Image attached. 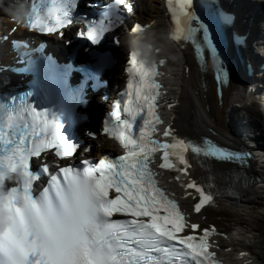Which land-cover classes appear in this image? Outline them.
<instances>
[{
	"label": "snow or ice",
	"instance_id": "snow-or-ice-1",
	"mask_svg": "<svg viewBox=\"0 0 264 264\" xmlns=\"http://www.w3.org/2000/svg\"><path fill=\"white\" fill-rule=\"evenodd\" d=\"M112 2L117 8L123 6L132 11L125 0ZM77 6L78 0H49L39 20L41 30L51 32L63 27ZM168 6L175 23L173 39L192 38L202 29L203 40L210 45L209 27L196 15L194 0H175V4L168 0ZM84 22L86 31L78 35L93 44L99 43L111 27L103 20L85 18ZM141 30L140 24L133 28V31ZM125 71L128 91L122 105L124 117L121 118L119 110L110 111L103 126V132L125 148L123 155L115 159L105 157L98 163L83 160L79 167L62 166L55 172H50L48 163H42L37 166L39 171L33 172L30 162L34 163L47 150L54 149L56 157L70 158L78 145L61 131L62 125L54 115L37 110L23 96L19 103H15L17 97H12L11 103L5 100L0 105V179H4V170L19 172L23 177L19 183L5 180L9 186L6 206L14 214V224L0 233V264H218L215 254L208 250L209 229L205 228L199 237L179 234L186 220L177 202L157 187L149 167L150 157L158 149L163 152L161 168L177 167L172 157L181 165L187 164L183 152L188 145L184 141L173 139L169 144L153 139L156 125L161 123L155 110L159 95V84L154 80L156 65L131 51ZM163 135L169 137L170 129H164ZM192 151L221 157L232 152L224 148L202 150L198 147H193ZM178 171L184 172L185 168L180 167ZM42 173L47 176V186L34 192V182H38ZM78 175L87 176L92 184L97 203L92 208L91 219L76 230L71 247L47 245L31 225L39 222L43 227L47 223L46 218H40L41 206L47 205L55 212L69 179ZM187 187H195L199 192V201L194 204L199 212L212 197L198 185L188 183ZM110 189H114V198L109 197ZM114 213L128 214L131 219H110ZM190 227L195 230L199 226L192 223Z\"/></svg>",
	"mask_w": 264,
	"mask_h": 264
},
{
	"label": "bare ground",
	"instance_id": "bare-ground-1",
	"mask_svg": "<svg viewBox=\"0 0 264 264\" xmlns=\"http://www.w3.org/2000/svg\"><path fill=\"white\" fill-rule=\"evenodd\" d=\"M143 1L144 2H146V1L157 2V4H159V5L161 3V0H143ZM242 1L248 3L252 13H258L257 10H255L256 6L252 5V0H249V2H247L246 0H242ZM243 2L242 3L237 2V5H239V8L242 12L244 11V9H246V10L249 9V8H246L247 4H245ZM25 3H26V0H19V3H17L15 6L17 11L23 10L25 8ZM155 7L158 8V5H156ZM148 13H149V18H148L149 21H153L155 24L156 23V15L152 12H148ZM240 19L244 22L249 23L248 25L250 28V33H251V35L254 36L256 26H257L256 23L253 21V25H252L251 19H249V17L246 14L241 16ZM262 38L263 39L261 41H263V43H264V36H262ZM259 41H260V39H257L254 41L257 43V44L255 43L256 46L262 45V44H260ZM90 46H93V44L90 43ZM164 52L170 58L171 77H170L169 85L175 87V92L172 95H168V96H169V98H172L173 101L176 100L177 96H179L180 99H183L185 101L184 109L177 116V119H178L177 120V126H178L179 130L182 132V134H187L189 136L195 137V135H196L195 133L199 129H201L202 132H206L209 128H213V129L217 130L218 135H219V130L228 131L227 125L224 122V118H227L229 123H231V120L233 122H235V120H238L239 107L235 106V102H238L241 99H245V95H244L242 87L238 86L236 83H233V82L230 83V86H228L225 89V93H227V99H226L225 105L223 106V109L220 110L215 106V104L212 100V96H211L208 89L205 90L202 85L200 86V88H195L196 87V84H195L196 81L201 79L202 75H204V78L206 79L207 75L210 76V73L201 74L198 71V69L196 68L193 59H190L185 54L184 50H181V51L176 52L174 54H169L167 50H164ZM261 53H263V52L261 51ZM261 55H262V57L264 56V54H261ZM185 64L189 68H186V69L183 68V66ZM256 66H257V63H254V67H256ZM105 68H107V65H105ZM261 73L264 74V63H263V72H261ZM106 83H107V76L105 74L103 77V85H105ZM100 86H102V85H99V88H100ZM192 89H194V92H191ZM75 90L77 91V89H75ZM257 90H258V88H257ZM171 92H172V89H170L169 93H171ZM214 101H216V99ZM207 105L209 106V108H207ZM242 122H243L244 126L247 127L246 124H251L254 122V120L246 118L245 119L246 124L244 123L243 120H242ZM254 124H255V122H254ZM254 127H255V125H248V128L251 130ZM170 141L171 140H169V142ZM260 141L261 140L258 138L257 143L259 144ZM262 151L264 152V149ZM263 152L261 155L262 164L261 165L259 164V160L258 161H252L250 168L248 167V169H247L248 173H252V172L256 173L257 172L256 176L260 178V180H257V181H259V185H261L262 182H263L262 185H264V173L261 172V170L259 169L260 167L264 168V153ZM218 167L219 168L216 170V173H213V170L211 171V174H213V178L218 180V182L220 184H223V183L227 184L228 180L226 179V177L228 176V174L226 173V171H227L228 167L223 163L218 164ZM200 175L204 176L207 180L209 179L208 173H200ZM256 184L257 185H254L252 187H250V186L241 187L239 182L236 183L237 188L241 192V196H240L241 200L248 202L249 200H251L253 198V196H256L257 191H258V187H257L258 183H256ZM174 190L175 191L180 190V188L175 186ZM230 201L232 202L235 200H230ZM183 204L185 206V209L189 212V218H195L196 222L200 221L203 224L207 223L208 221H211L210 217L208 215H205V213H207V212H205L206 210L203 211L199 215L193 214L194 207L192 205H190L189 199H184ZM238 206H241V205H238ZM186 218H187V214H186ZM225 233H227L226 235H227L228 241L222 239V237H221V235H223ZM212 239L215 241V244L217 247L216 248L217 252L223 257H226V256L233 257V255H236L237 253H239L240 251L245 249V247H243L242 249L237 250V252L233 253V251H235V248H234L235 242L234 241H236V243L238 245H242V239L238 238L235 234V230L233 233V228L229 229L228 226L223 228V226L221 225L220 226V232L218 231V233H216V235L213 236ZM231 246H233V247L230 248ZM242 257L244 258V262L248 263L247 255L245 253H243ZM236 263H238V261H235L231 264H236Z\"/></svg>",
	"mask_w": 264,
	"mask_h": 264
},
{
	"label": "clouds",
	"instance_id": "clouds-1",
	"mask_svg": "<svg viewBox=\"0 0 264 264\" xmlns=\"http://www.w3.org/2000/svg\"><path fill=\"white\" fill-rule=\"evenodd\" d=\"M163 39V36L150 30L133 31L128 35L126 44L140 58L150 62L153 50ZM22 179L19 172L11 173L7 170H4V179H0V233L6 232L14 224V214L6 206L9 186L5 180L19 183ZM96 203L90 179L84 175L74 176L69 179L67 189L61 194V204L55 212L47 205L41 206L40 218H46L47 223L42 227L39 222H34L31 228L47 245L71 247L76 230L90 221Z\"/></svg>",
	"mask_w": 264,
	"mask_h": 264
},
{
	"label": "rangeland",
	"instance_id": "rangeland-1",
	"mask_svg": "<svg viewBox=\"0 0 264 264\" xmlns=\"http://www.w3.org/2000/svg\"><path fill=\"white\" fill-rule=\"evenodd\" d=\"M259 164H262L261 159H259ZM259 169L261 170V172L264 173V168L260 167ZM262 184L263 182L261 183V187L260 189H258L257 192V194H260V198L259 196H254L255 200L253 201H243V204L246 205V208L240 209V211L237 212H233L232 210L226 209V213H228L227 217L220 215L224 213H220L215 210L209 211L210 220L217 221L218 224L223 226V228H225L229 224L232 226V228H234L232 220H235L236 218L242 219V221H244L245 223L244 227L246 228L247 225L253 226L255 236L258 235L260 237V241L258 242L256 241V239L248 237V241L252 245L253 251H255L256 253V260L253 264H264V185ZM236 207L239 208L241 206Z\"/></svg>",
	"mask_w": 264,
	"mask_h": 264
},
{
	"label": "water",
	"instance_id": "water-1",
	"mask_svg": "<svg viewBox=\"0 0 264 264\" xmlns=\"http://www.w3.org/2000/svg\"><path fill=\"white\" fill-rule=\"evenodd\" d=\"M161 176H162V173H158V174L156 175V179H160ZM171 176H172V174H171V175L167 174V175L165 176V178L162 179V181H165V179H168V178H170ZM157 183H158V182H157Z\"/></svg>",
	"mask_w": 264,
	"mask_h": 264
}]
</instances>
